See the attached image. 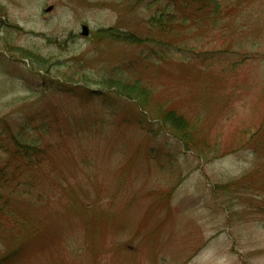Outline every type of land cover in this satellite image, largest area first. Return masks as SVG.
Segmentation results:
<instances>
[{
  "label": "rangeland",
  "instance_id": "rangeland-1",
  "mask_svg": "<svg viewBox=\"0 0 264 264\" xmlns=\"http://www.w3.org/2000/svg\"><path fill=\"white\" fill-rule=\"evenodd\" d=\"M171 1L0 0V127L59 145L66 183L8 240L12 264H264V0H219L215 28L189 21L164 53L152 18H179ZM126 77L156 88L151 112L111 85Z\"/></svg>",
  "mask_w": 264,
  "mask_h": 264
},
{
  "label": "trees",
  "instance_id": "trees-1",
  "mask_svg": "<svg viewBox=\"0 0 264 264\" xmlns=\"http://www.w3.org/2000/svg\"><path fill=\"white\" fill-rule=\"evenodd\" d=\"M172 1L175 6H177L178 11L183 12L182 14L184 16H181L182 14L179 16V18L174 16V20L171 22L170 18L173 15L169 17L166 15L167 12H162L161 16H159L158 13L152 18V26H156L158 31L164 34L160 35L165 37L164 40L162 39L163 41L161 39L157 40V38H155V43L161 42V44L154 45L161 47L164 50V53H180L181 51L185 50L180 43L181 40H178L179 38H177L179 33L174 32L175 28L179 29L182 27V25L185 26L187 22L193 21L194 23L197 22V26L195 25V28L204 29L203 25H205L209 29L211 25L212 27H216L218 18L223 15V7L219 0ZM208 14L209 16L205 17ZM206 21L210 22L211 25H206ZM165 28H168V32L166 33L164 32ZM124 37L127 39L128 35ZM141 40L142 38L138 37V41L134 44H137ZM149 49L150 53L147 54L154 53L155 55H159L158 52L160 51V48L150 46ZM188 50L191 52L196 51L194 48H189ZM144 55H146V53H144ZM160 58L161 60L166 59L165 55L160 56ZM133 62L137 64L136 62L141 63L142 61L140 59H136ZM126 79V81L122 80L116 82L115 80H112L111 85L114 88L116 87L118 90H120L122 94L137 100L142 108L146 109V106H148V110L152 111L151 106L154 104V94H157L156 88L139 77L137 79H128L126 77ZM86 92L89 91L86 90ZM137 98H141V100ZM54 110L56 114L60 116L58 108H55ZM64 111V115L65 113L70 114V111ZM153 111L157 113V116L165 125L169 123L175 124L178 121V117L183 115H180L176 109H168L163 107V105L153 107ZM81 121L84 122V120ZM4 124L5 125H2L4 128L2 126L0 127V234H3L4 236V239L1 240L2 244L3 241H5V246L8 248V250L0 257V264H12L21 256L25 248V244L22 247L18 245H16L18 247H8V240L18 239L23 227H27L30 222L35 219L34 213L36 211V206L39 204L42 198H47L48 203L53 197L65 193L66 189L63 190V186L66 185V183H63L62 180H60L63 179L60 176L56 178L53 177L54 173L60 170L59 166L57 165L58 160L60 161V157L57 154L58 150L60 149L58 148L59 145L44 144L41 140L37 139L26 141L28 140L26 139V136L22 135L21 133L16 135V131L14 129H11L8 124ZM43 127L45 128V135H47L49 133V128L45 125H43ZM190 127H192V125L186 123L185 132L181 133L182 135L186 136L185 139L182 138L183 141L192 139L193 131L190 130ZM26 128L27 126L24 125V130ZM61 135L65 138L73 139V142L75 143L85 141L86 137L83 135V133H80V135L75 138L69 134L61 133ZM8 139H10L11 144H9L10 142ZM188 143L190 142L188 141ZM259 147L260 144L259 146H256V150L260 153L261 158H264V153ZM260 169L261 165L259 168H255V170L252 172V174L255 173V180L259 178L257 179L259 183L262 182V178H264V176L262 177ZM248 176L249 175L243 179L244 184L249 182ZM45 182H52V186H56V189L45 188ZM237 182L240 186L243 185L242 180H237ZM254 182H252L253 185ZM161 190L162 189H159L157 192L159 194L162 193L163 197L167 192L171 193V190L169 189ZM168 205L169 204H167V206ZM91 207H93L92 203L87 204V206L85 204L82 206V209L87 210ZM153 208L154 206L152 205L151 211ZM154 228L157 229V227ZM1 237L2 236H0V239Z\"/></svg>",
  "mask_w": 264,
  "mask_h": 264
},
{
  "label": "water",
  "instance_id": "water-1",
  "mask_svg": "<svg viewBox=\"0 0 264 264\" xmlns=\"http://www.w3.org/2000/svg\"><path fill=\"white\" fill-rule=\"evenodd\" d=\"M54 9V5H51L47 8V11H52ZM83 35H88L89 34V27L87 25H83Z\"/></svg>",
  "mask_w": 264,
  "mask_h": 264
}]
</instances>
